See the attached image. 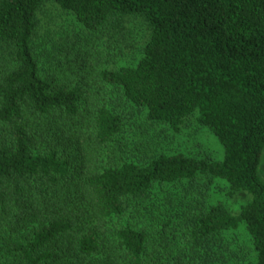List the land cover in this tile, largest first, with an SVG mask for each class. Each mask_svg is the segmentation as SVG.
<instances>
[{"label":"trees","instance_id":"16d2710c","mask_svg":"<svg viewBox=\"0 0 264 264\" xmlns=\"http://www.w3.org/2000/svg\"><path fill=\"white\" fill-rule=\"evenodd\" d=\"M263 152L264 0H0V264H264Z\"/></svg>","mask_w":264,"mask_h":264},{"label":"rangeland","instance_id":"374dc122","mask_svg":"<svg viewBox=\"0 0 264 264\" xmlns=\"http://www.w3.org/2000/svg\"><path fill=\"white\" fill-rule=\"evenodd\" d=\"M174 145L183 149L187 147L189 150L195 152H207L209 155L217 161H222L225 154V148L222 142L219 140L217 135L207 126H200L195 122H190L185 126L181 134L177 136V139L174 141ZM264 158V153L263 157ZM228 183L224 179H216L214 184L209 186V201L211 203H216L218 201L228 204L233 212H239L241 206L244 205L249 199L250 196L248 193L242 191L237 194L230 196L228 189L226 188ZM240 236L246 243H249L248 238L250 235L244 229V224L240 227ZM252 243V242H251ZM255 256H251L250 260L246 264H254Z\"/></svg>","mask_w":264,"mask_h":264},{"label":"crops","instance_id":"0c3cea01","mask_svg":"<svg viewBox=\"0 0 264 264\" xmlns=\"http://www.w3.org/2000/svg\"><path fill=\"white\" fill-rule=\"evenodd\" d=\"M264 153V152H263ZM263 157V154H262ZM260 172L262 174V177L264 178V158H261V163H260Z\"/></svg>","mask_w":264,"mask_h":264}]
</instances>
